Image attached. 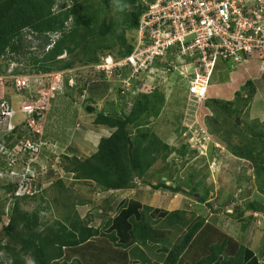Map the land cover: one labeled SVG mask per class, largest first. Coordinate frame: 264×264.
Listing matches in <instances>:
<instances>
[{"label":"trees","instance_id":"16d2710c","mask_svg":"<svg viewBox=\"0 0 264 264\" xmlns=\"http://www.w3.org/2000/svg\"><path fill=\"white\" fill-rule=\"evenodd\" d=\"M72 1L74 4L69 7L66 3L58 5L57 0H0V60L11 54L10 63L16 61L19 65L15 69L22 73L27 67L22 60L33 50L31 64L34 70L46 73L73 68L74 59L80 58L81 53L86 56L79 59L82 64H96L101 60V53L122 58L132 52L133 38L127 36L138 27L143 14L144 7L139 0H101L103 7L95 0H92L93 6L88 0ZM114 10L120 18H114ZM68 21L70 27L65 26ZM55 34L60 36L52 41ZM28 35L40 43L26 42ZM65 53L72 58H60ZM68 77L66 74L63 90L69 86ZM101 84L106 89L110 86L105 82ZM242 90L246 91L247 97L237 91L234 100L212 98L205 106L211 107L215 114L211 121L215 127L212 133L221 138L233 156L253 165L259 191L264 194V126L255 119L250 124L246 122L242 129L235 121L241 119L243 109L249 106L254 95L253 81L247 80ZM164 102V93L156 87L150 93L140 92L129 110L122 107L123 112L117 108L98 111L88 106V110L96 114L94 124L113 131L100 139L98 150L92 155L84 158L65 156L67 173L73 174L76 181L95 183L109 191L134 188L138 179L155 189L173 193L197 192L199 182L194 186L187 180L184 182L187 187L183 188L177 181H174L176 186L167 184L166 177L156 185L149 181L150 171L159 161L167 162L174 151L179 157L189 152L185 145L172 148L148 129L151 118L159 117ZM233 136L240 138L238 143L233 141ZM4 138L11 141L13 134ZM170 171V175L168 171L164 175L173 182L172 172L178 170ZM28 179H34V175L24 176V185ZM56 186L60 193L71 190L61 179ZM33 197L36 196L26 195L21 199ZM71 198L73 196L68 195L65 200ZM205 200V197L199 198L200 202ZM61 201L63 199L56 196L53 202L66 214L59 213L61 218L52 223L43 222L38 209L25 211L19 201H15L9 223L0 230V264H4L5 258L12 259L11 264H26V257L36 264H132L134 259L153 264L154 254L142 248L157 249L159 254L154 257H159L158 264H262L260 259L264 251L257 254L247 239L249 233L239 241L209 224L205 216L194 214L195 211L188 217L185 210L165 211L127 199L117 207L115 217L108 219L103 231L80 219L77 203L72 202L69 209V203ZM249 211L264 213V204L257 200L246 202L244 209L239 211L240 217ZM248 227L243 226L245 230ZM5 239H8L6 244Z\"/></svg>","mask_w":264,"mask_h":264},{"label":"rangeland","instance_id":"374dc122","mask_svg":"<svg viewBox=\"0 0 264 264\" xmlns=\"http://www.w3.org/2000/svg\"><path fill=\"white\" fill-rule=\"evenodd\" d=\"M88 1L89 5L93 6L92 0ZM95 1L99 2V5L97 4L99 7H103L101 0ZM57 2L58 5L74 4L72 0ZM113 6L117 7V4ZM116 13L115 10L112 12L114 18H120ZM67 26H70V21L67 22ZM55 36L57 35H53ZM133 36L134 33L129 31L127 38L132 39ZM26 39V42L31 41L37 45L40 43L32 35H28ZM32 52L34 51L26 53L22 60L25 66L27 64L22 73L15 69L19 65L16 61L10 63L11 54L0 60V77L4 78V82L9 81L8 84L5 83V89L0 86V103L6 100L12 113L11 118H2L0 124V230L9 223L11 208L15 201H19L21 209L25 211L32 212L38 209L42 221L52 223L56 218H61L58 216L59 213L66 214L64 211L61 212L63 208L57 209L53 202L54 198L59 196V200L63 199L61 202L69 203V209L72 202L77 203L76 208L83 222L104 231L103 227L108 219L115 217L117 207L125 200L132 199L165 211L185 210L188 217L195 211L194 214L205 216L209 224L239 241L244 240L245 233H249L247 239L254 245L257 254L264 251V213L249 211L241 217L239 215L246 202L257 200L264 204V194L259 191L253 165L233 156L221 138L212 133L211 130L215 127L211 121L215 114L211 107L205 106V102L212 98L234 100L237 91L247 97L248 94L242 90V86L250 79L254 83L255 91L249 106L243 109L239 126L244 129L246 122L250 124L255 119L264 126V56L257 55L249 62L236 64L234 67L220 62L210 86L214 93L211 94L209 91L202 101H193L189 99L186 85L178 72L166 71L156 81L154 78L146 77L145 84L142 85H139L144 82L142 79L138 81L131 79L128 84L123 83V80L127 79L123 76L125 73L122 76H114L112 82L104 81L105 79L102 81L97 67L94 66L98 63L82 64L79 59H85L86 56L81 53L80 58L74 59L76 60L74 67L67 69L66 73L70 76L68 82L72 81L71 84L75 87L66 86L50 101L43 93L57 91V88L50 87L51 85L53 87V84L57 85L54 76L44 81L32 80V90L28 91L17 85V80L23 78L10 79V74L21 76L42 73H37L31 64ZM100 55L101 59L105 57L103 53ZM70 57L72 58L68 53L60 56ZM155 66L159 67L160 64L156 63ZM189 68L192 69L191 66ZM55 72L60 71L46 74ZM104 82L110 85L107 89L101 84ZM87 83L90 84L86 86ZM130 84L131 87H128ZM155 86L164 93L165 102L159 117L151 118L150 124L147 125L148 129L157 133L172 148L179 149L185 145L189 152L184 157H179L178 152L174 151L167 162L159 161L150 171L149 181L156 185L166 177L167 184H174V181H177L183 188L187 187L184 183L187 180L194 186L199 182L197 192L186 190L185 193H173L170 190L155 189L138 179L134 188L109 191L95 183L76 181L73 174L67 173L64 164H68V160L65 156L84 158L92 155L98 150L100 139L108 137L113 131L107 127H97L94 124L96 114L91 113L88 106L98 111H111L117 108L119 112H123L122 107L129 110L133 105L140 87L150 93ZM33 95H37L41 100L36 103L32 99ZM29 105L43 110L42 116L35 114L33 117L32 114L24 112V106ZM10 123L18 126L12 133L6 131ZM11 134L12 140L5 141L4 137ZM239 139L238 136H233L235 143H238ZM28 141L38 143L37 153H22V148ZM172 168L178 171L172 172L173 182H170L168 175L165 176L164 173L168 171L169 174ZM28 173L34 175V179H28L24 185L22 178ZM60 179L65 187L71 190L60 193L56 186ZM10 184L16 186V189L10 188ZM26 195L36 197L21 199ZM68 195H72L73 198L65 200ZM201 196L206 198L204 202L199 201ZM79 202L85 204L80 205ZM64 210L67 211V208ZM244 225L249 226L247 230L243 228ZM7 240H4L5 244ZM148 251L153 253L152 250ZM11 262L12 259L9 258L3 260L4 264ZM153 262L158 264L159 257ZM26 264L36 263L32 258L26 257Z\"/></svg>","mask_w":264,"mask_h":264},{"label":"built area","instance_id":"2783aa9c","mask_svg":"<svg viewBox=\"0 0 264 264\" xmlns=\"http://www.w3.org/2000/svg\"><path fill=\"white\" fill-rule=\"evenodd\" d=\"M139 1L144 11L135 30L132 52L123 58L108 56L96 66L109 82H112L114 76L125 73L123 76L127 79L123 83L128 84L131 79H142L144 82L139 83L142 85L146 77L156 81L164 72L174 71L179 73L185 83L189 99L202 101L208 94L220 62L234 67L249 62L256 55L264 56V0ZM57 37H53L52 41ZM156 63L160 66L156 67ZM67 72L9 76L10 79L23 78L17 80V85L26 91L32 90V80L44 81L54 76L57 85L50 87L57 88V91L43 93L51 101L62 92ZM3 79L0 77V86L5 89V83L9 81L4 82ZM71 82L69 85L73 86ZM140 90L144 91L143 88ZM32 99L36 103L41 100L37 95H33ZM9 110L6 100L2 101L0 124L2 118H11ZM23 111L33 117L35 114H43V110L33 105L24 106ZM17 127L10 123L6 131L12 133ZM22 151L35 154L39 151L38 143L28 141Z\"/></svg>","mask_w":264,"mask_h":264},{"label":"crops","instance_id":"0c3cea01","mask_svg":"<svg viewBox=\"0 0 264 264\" xmlns=\"http://www.w3.org/2000/svg\"><path fill=\"white\" fill-rule=\"evenodd\" d=\"M246 63H247V62H246ZM209 91H211V92H210L211 94L214 93V92H212L211 87L209 88ZM211 94H210V95H211ZM193 101H195V100H193ZM142 250H144L145 252L151 254L148 250L146 251V248H142ZM153 254H154V255L159 254L158 250L155 249V250L153 251L152 255H153ZM154 255H153V258H154L153 261L155 260ZM263 257H264V256H263ZM260 260H261L262 263H264V258H261ZM132 264H143V263H141V259H134V260H132ZM153 264H154V262H153Z\"/></svg>","mask_w":264,"mask_h":264},{"label":"clouds","instance_id":"9594fccd","mask_svg":"<svg viewBox=\"0 0 264 264\" xmlns=\"http://www.w3.org/2000/svg\"><path fill=\"white\" fill-rule=\"evenodd\" d=\"M69 7H70V6H69ZM70 20H71V19H70ZM65 26H66V27H70V26H67V23L65 24ZM135 30H136V29H135ZM135 30L133 31L134 36H135ZM55 35H57L58 37L60 36V34H55ZM134 36H133V41H134ZM55 37H56V36H55ZM58 37H57V38H58ZM106 57H108V56L102 57L101 61H100L98 64H100L101 62H103L104 58H106ZM113 57H115V56H113ZM119 58H120V57H119ZM122 58H123V57H122ZM98 64H97V65H98ZM97 65H94L95 68H96ZM98 74H100V76H101L100 79L103 81V79H105V78L103 77V75H102L99 71H98ZM104 81H107V80H104ZM108 82H109V81H108ZM68 84H69V83H68ZM210 86H211V84H210ZM140 88H141V87H140ZM140 88L138 89V90H139V93H140V92H145V91H141ZM155 88H156V87H155ZM209 88H210V87H209ZM208 93H209V90H208ZM14 131H15V130H14Z\"/></svg>","mask_w":264,"mask_h":264},{"label":"water","instance_id":"95a60500","mask_svg":"<svg viewBox=\"0 0 264 264\" xmlns=\"http://www.w3.org/2000/svg\"><path fill=\"white\" fill-rule=\"evenodd\" d=\"M238 124L240 123L239 119H237Z\"/></svg>","mask_w":264,"mask_h":264}]
</instances>
